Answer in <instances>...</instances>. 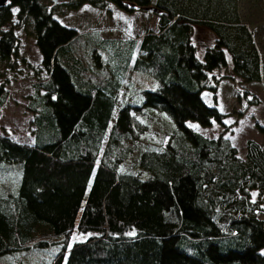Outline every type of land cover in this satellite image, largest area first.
<instances>
[{
  "label": "trees",
  "instance_id": "trees-1",
  "mask_svg": "<svg viewBox=\"0 0 264 264\" xmlns=\"http://www.w3.org/2000/svg\"><path fill=\"white\" fill-rule=\"evenodd\" d=\"M112 2L126 13L154 8L158 31L127 41L93 31L91 46L108 48L89 54L81 35L40 0L0 7V63H14L11 27L26 18L40 55L26 105L32 143L0 136V256L35 264L31 251L61 235L49 264H264V147L247 140L239 158L228 138L188 126L224 124L212 72L230 65L239 83L264 81L235 0ZM12 8L19 9L13 25ZM193 25L215 36L201 59L181 53ZM132 72L155 88L137 97L126 80ZM157 112L173 121L168 132L159 131ZM73 233L88 237L70 243Z\"/></svg>",
  "mask_w": 264,
  "mask_h": 264
},
{
  "label": "rangeland",
  "instance_id": "rangeland-1",
  "mask_svg": "<svg viewBox=\"0 0 264 264\" xmlns=\"http://www.w3.org/2000/svg\"><path fill=\"white\" fill-rule=\"evenodd\" d=\"M40 1L49 10H52L53 17L60 24L75 29L81 35L82 43L86 45L85 49L89 51V54L93 50H97L102 55V49L107 47V45L91 46V41H97L96 35H89L93 31H97L100 39H118L120 41L135 39L144 32L156 33L158 31L157 14L146 8H134L133 12L126 13L118 9L112 0ZM139 1L145 5H153L156 2V0ZM14 9L16 8L11 10V25L16 23ZM235 10L238 23L243 25L251 35L259 63L264 66V0H235ZM20 24L21 26L18 28L11 27L18 40L17 57L14 63L9 62V65L5 62L0 63V82L7 80L5 89L8 92L7 100L0 110V136L7 137L17 144L25 145L31 144L33 138V127L30 124L31 113L26 109V105L28 97L32 94V84L37 81L33 74V68L38 67L40 55L34 44L31 19L26 18ZM214 40L215 36L205 27L193 25L190 45L182 47L181 53L187 54L193 51L196 57L201 59L203 50L211 46ZM138 56L147 59L146 55L138 53ZM212 75V78L218 79L219 89L216 104L218 105L217 109L225 114L224 124L221 126L212 123L210 127L206 128L189 122L188 126L208 138H216L219 135L228 138L235 147L239 158H243L245 155L247 140H253L264 147V136L259 133L256 127L257 125L264 127V81L239 83L231 76L230 65L212 72ZM260 77L264 78V70H261ZM128 78L133 81L132 87L139 98L142 96L143 90H153L156 86V83L144 73L132 72L127 75V81ZM237 94L241 95V99L237 98ZM204 96L206 101L210 102V97L205 94ZM251 96L256 100L255 103H248ZM157 113L165 117L156 114L155 121L158 128L163 125L162 130L159 131L168 132L173 128V121L166 114ZM165 126H168V129L164 130ZM148 134L153 145H157L158 142L153 134L150 132ZM258 217L264 223V215ZM71 237L70 243L81 242L88 235L73 233ZM50 239L53 241L52 244L37 247L31 251L32 263L49 264L53 253H56L61 246L62 236L58 235ZM20 257L21 254L15 255L13 259L8 255H1L0 264H27L21 263Z\"/></svg>",
  "mask_w": 264,
  "mask_h": 264
},
{
  "label": "water",
  "instance_id": "water-1",
  "mask_svg": "<svg viewBox=\"0 0 264 264\" xmlns=\"http://www.w3.org/2000/svg\"><path fill=\"white\" fill-rule=\"evenodd\" d=\"M8 0H0V7L4 6L7 3ZM147 10H152L153 12H155L156 10L154 8H146ZM145 9V10H146ZM157 12V11H156Z\"/></svg>",
  "mask_w": 264,
  "mask_h": 264
},
{
  "label": "snow or ice",
  "instance_id": "snow-or-ice-1",
  "mask_svg": "<svg viewBox=\"0 0 264 264\" xmlns=\"http://www.w3.org/2000/svg\"><path fill=\"white\" fill-rule=\"evenodd\" d=\"M14 11H15V12H18V11H19V9H14Z\"/></svg>",
  "mask_w": 264,
  "mask_h": 264
},
{
  "label": "crops",
  "instance_id": "crops-1",
  "mask_svg": "<svg viewBox=\"0 0 264 264\" xmlns=\"http://www.w3.org/2000/svg\"><path fill=\"white\" fill-rule=\"evenodd\" d=\"M31 118H32V115H31ZM31 120V119H30ZM33 139V138H32ZM32 139H31V142H32Z\"/></svg>",
  "mask_w": 264,
  "mask_h": 264
}]
</instances>
